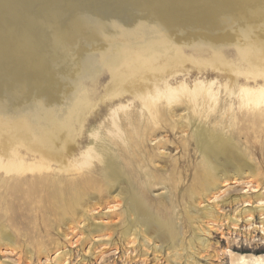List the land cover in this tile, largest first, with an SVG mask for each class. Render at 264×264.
I'll return each instance as SVG.
<instances>
[{"label":"rangeland","instance_id":"374dc122","mask_svg":"<svg viewBox=\"0 0 264 264\" xmlns=\"http://www.w3.org/2000/svg\"><path fill=\"white\" fill-rule=\"evenodd\" d=\"M6 1L12 2L0 7V43L5 45L1 39L10 34L5 48L10 52L2 60L3 51H0V88L7 89L6 73L19 69L26 84L40 91L48 90L51 100L48 108L38 113L36 108L10 110L6 107L8 101L2 98L0 135L14 131L30 135L36 143L50 137V132H46L38 140L35 129L39 125L47 127L48 118L55 116L56 112L62 119L64 102L61 94H57L42 77L53 73L54 67L47 68V63L48 66L51 63L58 67L68 66L57 63V54L63 49L74 56L86 55L93 68H101L97 81L80 84L86 98L98 97L105 85L130 76L137 65L162 68L172 58L177 63L166 72L176 69L181 73L179 76L197 73L198 65L204 69V78L221 83L229 79L225 71L229 66L252 71L249 63L252 58L264 64V0H231L229 4L226 0ZM106 4L113 9L112 12L122 6L124 10H119L116 15H101V8ZM186 16L195 20H187ZM172 17L173 21L168 22L167 18ZM28 23L35 24L33 30H28ZM211 61H216L224 69L217 70ZM41 68H44L43 72L38 71ZM35 95L37 99L45 97L37 92ZM63 123L62 120L60 125ZM162 127L161 135L149 143V149L156 155V168L151 173L162 184L152 188L148 183L144 184L141 198L134 181L126 175H119L114 187L103 192L100 200L92 191L84 197L78 195L73 216L69 210L67 189L64 187L63 190V176H55L59 186L57 191L51 184L38 181L27 182L15 190L11 187V180H2L0 264H173V260L178 264H231L230 253L264 257V222L261 213L257 212L264 203L262 128L259 134L243 130L240 136L234 129L231 134L228 132L230 137L219 134L210 141V149L221 158V163L227 155L215 143L224 140L230 147L234 146L235 153L242 158V166L257 173L255 178L237 175L233 179L221 176L219 164L212 166L216 175L203 174V150L209 139L204 131L206 127L194 130L196 139L190 141V153L185 158H181L180 149L175 148L181 135L172 138L166 131L168 127L165 124ZM160 140L163 143L157 149L154 145ZM172 158H179L181 162L180 174L175 179V193L180 195L176 207L168 204L170 194L166 193L163 184L176 176L172 172ZM167 174L171 176L168 178ZM162 196L165 211L158 209ZM95 203L100 206L93 207ZM107 203L109 207H115L108 210ZM208 207L214 208L223 218L221 225L198 221V213ZM129 210L136 218L132 226L126 213ZM249 214L252 220L245 223ZM144 217H148L159 231H164L169 242H177V253L160 249V246L154 249L153 240L137 222ZM87 223L100 226L102 236L93 234L92 237ZM232 223L237 225L233 227ZM130 226L135 237L132 239L131 236L132 241L125 242L121 233ZM198 238H205L207 246L198 244Z\"/></svg>","mask_w":264,"mask_h":264},{"label":"bare ground","instance_id":"6f19581e","mask_svg":"<svg viewBox=\"0 0 264 264\" xmlns=\"http://www.w3.org/2000/svg\"><path fill=\"white\" fill-rule=\"evenodd\" d=\"M0 1H2L0 7L3 4V8L5 3L9 5L12 2ZM230 1L226 0V4H229ZM123 4L125 6V3ZM122 7L119 10L123 12ZM110 8L107 4L102 7L101 15L120 13L119 10L112 12L113 9ZM167 19L168 22L173 21V17ZM185 19L195 20L191 16H186ZM200 19L203 20V17ZM33 26L35 24L28 23V30H33ZM1 40L5 44L0 43V51H3L1 59L4 60L10 52L5 51L10 34L5 35ZM40 49L38 50L39 54ZM43 52L45 51L43 50ZM43 52L41 53L43 54ZM57 56V63H66L68 66L58 67L52 63L51 66H48L47 63V68L54 67L53 70L51 69L53 73L50 71L51 74L48 77L42 78L45 79L46 84H50L57 91V94H61L60 97L64 102V110H62L64 117L62 116L61 119L59 115H56V112L55 116L48 118L47 127L40 125L36 127L38 140L41 134L50 132V137L40 139V143H36L30 135L14 131H10L8 135H0V183L2 180H11V187L18 190L27 182L38 181L51 184L57 191L59 186L55 176H63V190L65 187L67 195H69L68 205L71 215L75 213L74 207L78 195L84 197L92 191L97 194V199L100 200L103 192H108L114 187V181L119 175H126L134 181L140 194L139 198H141L144 184L148 183L150 188L162 184L159 182V178L151 173L152 169L156 168V155L149 149V143L161 135L162 124L168 127L166 131L172 138L181 135L179 142L175 143V148L180 149L181 158H185L190 153L189 143L196 139L194 130L197 131L200 126L206 127L204 131L208 134L209 139L203 150L202 162L205 164L203 174L216 175L217 173H213L212 166L219 164L221 165L219 172H222L221 176L225 178L231 176L235 179L237 175L246 178L257 176L254 170L242 166V158L237 156L238 154L233 149L234 146L231 148L224 140L215 143L216 147L223 149L227 155V158L221 163V158L210 149V141L219 134L227 137L228 132L231 134L234 129L238 131V136L243 130L246 133L252 131L254 134H259L260 128L264 131V64L258 63L252 58L249 61L253 68L252 71H242L241 68L229 66L225 70L229 74V79L221 83L204 78V69L196 62L192 63L197 65V73L188 72L181 77L179 76L181 73H178L176 69L166 72L167 68L174 67L177 63L172 58L165 62L162 68L137 65L130 76L126 75L105 85L98 97L86 98L84 88L80 84L83 81H97L101 68H93V64L86 55L74 56L67 49H63ZM211 64L217 70L224 69L216 61H211ZM44 65L46 67V64ZM44 68L38 71L43 72ZM20 73L19 69H11L5 74L7 79L4 82L7 84V89L5 91L0 88V100L6 99L8 101L6 107L10 110L36 108L38 113L44 112L50 105L49 91L46 89L40 91L35 87H30L22 80ZM4 91L6 96H4ZM36 92L45 95V97L37 99ZM1 106L3 105L1 104L0 108ZM62 120L64 123L61 126ZM230 136L228 135V137ZM232 137L234 136L232 135ZM161 143L163 142L160 140L154 146L159 149ZM179 158H175L171 162L173 163V175L176 174V176L169 179L167 184L163 183L167 189L166 193L170 194L168 203L170 207H176L180 201L179 193H175L177 184L175 179L180 174L181 162ZM35 174L40 176H32ZM169 176L171 175L169 174L168 178ZM208 186L209 184L206 185V188ZM120 190L123 192L122 188ZM164 202L162 196L158 209L165 211L163 209ZM99 204L95 203L93 207L98 208ZM142 204L144 205L143 201ZM106 206H108V210L115 207H109L108 203ZM213 209L208 207L201 210L202 212L198 213V221L206 220L208 223L212 222V225L217 223L221 225L223 218L221 219ZM257 212L261 213V220L264 222V203ZM126 213L129 224L132 226L136 221L134 213L131 210ZM116 216L120 215L116 214ZM246 216L249 218L244 222L248 223L247 221L252 220V215ZM137 222L145 228L147 235L153 240L154 249L160 246V249L167 248V251L171 249L175 253L178 252L177 242H169V236L164 231H159L158 227L155 228L156 226L151 224L148 217L137 220ZM237 222L239 223V221ZM233 225L235 227L237 224ZM87 226L91 236L93 234L102 236L103 229L100 226L89 223ZM131 226L121 233V238L125 242L126 240L132 241L131 236L132 239L135 237V231ZM197 242L202 247L207 246L205 238H198ZM230 260L231 264H264V257L232 255L231 253ZM173 264L178 263L173 260Z\"/></svg>","mask_w":264,"mask_h":264}]
</instances>
